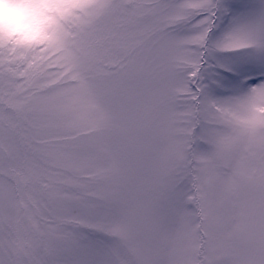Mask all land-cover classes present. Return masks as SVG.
<instances>
[{
	"label": "snow or ice",
	"instance_id": "obj_1",
	"mask_svg": "<svg viewBox=\"0 0 264 264\" xmlns=\"http://www.w3.org/2000/svg\"><path fill=\"white\" fill-rule=\"evenodd\" d=\"M19 3L0 264H264V0Z\"/></svg>",
	"mask_w": 264,
	"mask_h": 264
},
{
	"label": "clouds",
	"instance_id": "obj_2",
	"mask_svg": "<svg viewBox=\"0 0 264 264\" xmlns=\"http://www.w3.org/2000/svg\"><path fill=\"white\" fill-rule=\"evenodd\" d=\"M0 29L26 42L41 38L39 21L19 0H0Z\"/></svg>",
	"mask_w": 264,
	"mask_h": 264
},
{
	"label": "rangeland",
	"instance_id": "obj_3",
	"mask_svg": "<svg viewBox=\"0 0 264 264\" xmlns=\"http://www.w3.org/2000/svg\"><path fill=\"white\" fill-rule=\"evenodd\" d=\"M246 2L258 5L260 0H246ZM233 60L234 58H225L222 61V65L227 66L228 64L232 63ZM242 74H245L249 77L248 83L250 86L260 83L261 80H264V75H261L259 71H248L246 73L242 71ZM220 75L225 78L226 82H231L233 79V73L231 71H222L220 72Z\"/></svg>",
	"mask_w": 264,
	"mask_h": 264
}]
</instances>
